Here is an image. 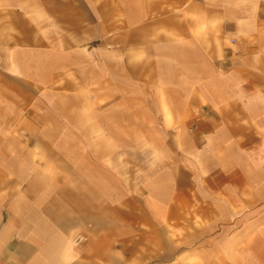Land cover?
Returning a JSON list of instances; mask_svg holds the SVG:
<instances>
[{"label":"crops","instance_id":"0c3cea01","mask_svg":"<svg viewBox=\"0 0 264 264\" xmlns=\"http://www.w3.org/2000/svg\"><path fill=\"white\" fill-rule=\"evenodd\" d=\"M0 264H264V0H0Z\"/></svg>","mask_w":264,"mask_h":264},{"label":"rangeland","instance_id":"374dc122","mask_svg":"<svg viewBox=\"0 0 264 264\" xmlns=\"http://www.w3.org/2000/svg\"><path fill=\"white\" fill-rule=\"evenodd\" d=\"M126 141H128V139H126ZM135 159L142 164L148 161V156L142 153L139 155H135ZM168 225L169 226L172 225L173 227L172 230L173 241L181 242L182 240H186L188 236L190 237L191 235H193L196 228L201 225H204V223L200 218L188 217L184 219H174L173 223L172 224L169 223ZM182 226L184 227L183 230H182ZM169 231H171V229H169Z\"/></svg>","mask_w":264,"mask_h":264},{"label":"built area","instance_id":"2783aa9c","mask_svg":"<svg viewBox=\"0 0 264 264\" xmlns=\"http://www.w3.org/2000/svg\"><path fill=\"white\" fill-rule=\"evenodd\" d=\"M83 240L84 236L81 234H77L71 239V244L72 246L77 247Z\"/></svg>","mask_w":264,"mask_h":264}]
</instances>
